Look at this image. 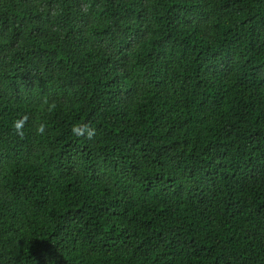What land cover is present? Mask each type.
I'll return each instance as SVG.
<instances>
[{
	"label": "trees",
	"instance_id": "trees-1",
	"mask_svg": "<svg viewBox=\"0 0 264 264\" xmlns=\"http://www.w3.org/2000/svg\"><path fill=\"white\" fill-rule=\"evenodd\" d=\"M0 264H264V0H0Z\"/></svg>",
	"mask_w": 264,
	"mask_h": 264
},
{
	"label": "clouds",
	"instance_id": "clouds-1",
	"mask_svg": "<svg viewBox=\"0 0 264 264\" xmlns=\"http://www.w3.org/2000/svg\"><path fill=\"white\" fill-rule=\"evenodd\" d=\"M26 119H27V117H24L23 119H19V120H17V121L14 122V128L16 129V131H17L18 134H22L23 126H24V123H25ZM44 127H45V126H44L43 124H41V125L37 128V132H39V133H43V131H44ZM94 131H95V130H93L92 133H90V136H91V135H94Z\"/></svg>",
	"mask_w": 264,
	"mask_h": 264
}]
</instances>
